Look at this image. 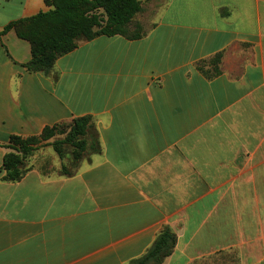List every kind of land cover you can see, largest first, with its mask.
I'll list each match as a JSON object with an SVG mask.
<instances>
[{"label":"crops","instance_id":"crops-1","mask_svg":"<svg viewBox=\"0 0 264 264\" xmlns=\"http://www.w3.org/2000/svg\"><path fill=\"white\" fill-rule=\"evenodd\" d=\"M141 2L144 36L82 41L48 75L0 38V264H129L167 227L162 264H264V0ZM49 8L0 0V30ZM84 116L100 152L4 179L12 135Z\"/></svg>","mask_w":264,"mask_h":264},{"label":"trees","instance_id":"trees-1","mask_svg":"<svg viewBox=\"0 0 264 264\" xmlns=\"http://www.w3.org/2000/svg\"><path fill=\"white\" fill-rule=\"evenodd\" d=\"M45 3L50 7L49 10L11 21L0 30V38L14 30L19 38L30 43L32 57L24 65L29 72L50 74L57 59L75 50L82 41L101 35H123L129 39L145 35L139 23L133 25L139 31L131 32L133 21L142 12L141 0H45ZM219 61L220 55H217L212 62L216 65ZM57 134H66L61 143L77 149L74 153L76 168L86 151L97 153L101 150L90 116L75 118L69 124L46 126L39 135H12L4 145L10 149L2 161L4 179L20 180L30 169L26 168V160L39 148L38 144ZM51 144L63 158L57 147L59 142L54 141ZM63 170L67 171L64 165ZM176 242V234L167 227L144 255L129 264H162L172 254Z\"/></svg>","mask_w":264,"mask_h":264},{"label":"rangeland","instance_id":"rangeland-1","mask_svg":"<svg viewBox=\"0 0 264 264\" xmlns=\"http://www.w3.org/2000/svg\"><path fill=\"white\" fill-rule=\"evenodd\" d=\"M156 1V0H155ZM146 4L148 5L149 0H145ZM148 7V6H147ZM149 16V11L148 8L145 9V11L141 12L137 18H135V20L133 21V24L131 26V32H137L139 30L135 29L133 25H135V23H139L142 22L144 18H148ZM143 31L144 28L142 27ZM69 124V123H67ZM68 131V130H67ZM66 134H57L55 137H53L52 139L48 140V141H41L38 146L39 148L33 152V154L28 157V159L26 160V168H31V163L34 164H38V165H44L45 166H49L52 167V165H59L60 162L62 161V163H64L63 165L66 166V170L65 172H73L76 167L74 165V156H75V151L77 150L74 146H71L67 143H61L62 141H64ZM54 141H58L59 144H57V147L60 149V151L62 152L63 158H61L59 156V154L55 151L54 146L51 144ZM61 143V144H60ZM91 152L88 150L86 151L84 154H82V159L80 160V162L87 156L90 155ZM80 162L78 164H80ZM48 167V168H49Z\"/></svg>","mask_w":264,"mask_h":264}]
</instances>
